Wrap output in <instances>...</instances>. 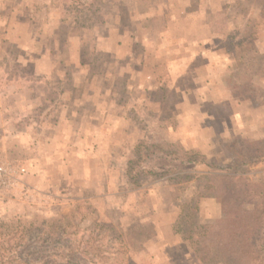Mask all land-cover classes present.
<instances>
[{
  "label": "rangeland",
  "instance_id": "374dc122",
  "mask_svg": "<svg viewBox=\"0 0 264 264\" xmlns=\"http://www.w3.org/2000/svg\"><path fill=\"white\" fill-rule=\"evenodd\" d=\"M260 6L0 0V163L27 169L0 190V220L54 217L86 202L127 234L137 223L151 233L136 253L125 237L116 242L126 254L112 264H202L173 231L178 204L191 197L193 179L184 176L264 182V158L235 168L228 158L235 142L264 150V57L261 72L243 79L230 49L253 26L264 52ZM186 151L204 163H187ZM216 208L202 197L199 220L215 221Z\"/></svg>",
  "mask_w": 264,
  "mask_h": 264
},
{
  "label": "trees",
  "instance_id": "16d2710c",
  "mask_svg": "<svg viewBox=\"0 0 264 264\" xmlns=\"http://www.w3.org/2000/svg\"><path fill=\"white\" fill-rule=\"evenodd\" d=\"M109 1L114 4L116 0ZM257 1L263 12L264 0ZM230 49L235 70L243 79L249 76L251 80L261 72L258 58L264 57V52L256 46L253 26ZM242 86L241 82L235 84L232 94L238 95L237 89ZM238 144L228 146L232 161L229 168L264 158L259 141L244 147ZM185 156L187 163H204L196 152L186 151ZM140 173L130 174L134 185H139ZM190 173L184 177L193 179L191 197L178 204L174 233L184 235L183 240L202 264H264V182H252L236 173ZM202 197H211L219 204L220 216L215 221L199 220L198 203ZM91 213L92 220L86 222ZM112 222L108 213L100 217L86 202H76L68 213L54 217L34 215L0 220V264H112L126 254L123 246H115L116 242L123 244L125 237L131 253H136L151 237L141 223L133 225L127 234L118 228L119 223L115 227Z\"/></svg>",
  "mask_w": 264,
  "mask_h": 264
},
{
  "label": "built area",
  "instance_id": "2783aa9c",
  "mask_svg": "<svg viewBox=\"0 0 264 264\" xmlns=\"http://www.w3.org/2000/svg\"><path fill=\"white\" fill-rule=\"evenodd\" d=\"M14 172L17 175L13 174ZM27 173V169L19 167L13 169L7 166L5 163H0V190H9L19 182V175Z\"/></svg>",
  "mask_w": 264,
  "mask_h": 264
},
{
  "label": "crops",
  "instance_id": "0c3cea01",
  "mask_svg": "<svg viewBox=\"0 0 264 264\" xmlns=\"http://www.w3.org/2000/svg\"><path fill=\"white\" fill-rule=\"evenodd\" d=\"M2 11H1V9H0V13H1ZM6 23V22H5ZM1 24V23H0ZM259 51H260V49H259ZM8 107H11L10 105L8 106ZM4 111H6L7 113H9L10 111H11V108H5V107H3L2 108ZM12 118H10V117H8L7 118V120L8 121H10ZM3 122V125H5V124H7V123H9V122ZM31 162H33V160L31 161ZM44 175V174H43ZM96 190L98 189V186L96 185L95 187H94ZM215 200V199H214ZM220 216V208H219V210H217V208H216V210H215V212L212 214V218H218ZM204 222H208V221H206V220H204Z\"/></svg>",
  "mask_w": 264,
  "mask_h": 264
}]
</instances>
